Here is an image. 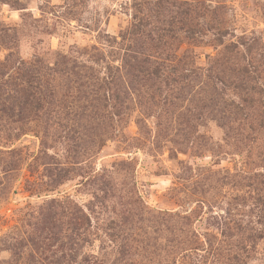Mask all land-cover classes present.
<instances>
[{"label": "rangeland", "instance_id": "rangeland-1", "mask_svg": "<svg viewBox=\"0 0 264 264\" xmlns=\"http://www.w3.org/2000/svg\"><path fill=\"white\" fill-rule=\"evenodd\" d=\"M0 264H264V0H0Z\"/></svg>", "mask_w": 264, "mask_h": 264}, {"label": "trees", "instance_id": "trees-1", "mask_svg": "<svg viewBox=\"0 0 264 264\" xmlns=\"http://www.w3.org/2000/svg\"><path fill=\"white\" fill-rule=\"evenodd\" d=\"M157 4L161 5L163 2L162 1H158L156 2ZM198 27L197 24L193 25L192 27H190L189 33H192V36H194L195 34V29ZM215 35H214V41L216 44L218 45H223L224 41L223 38L228 34L227 30L223 29V28H216L215 29ZM159 38V37H158ZM241 45H243V43H240ZM236 44L233 42H229L228 44H225L223 46V52H229L232 53L235 49H236ZM246 71V70H244Z\"/></svg>", "mask_w": 264, "mask_h": 264}]
</instances>
